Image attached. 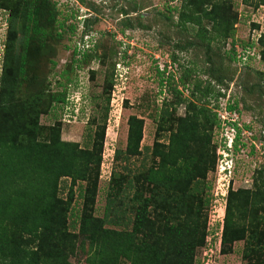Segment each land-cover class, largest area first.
<instances>
[{
    "label": "rangeland",
    "instance_id": "rangeland-1",
    "mask_svg": "<svg viewBox=\"0 0 264 264\" xmlns=\"http://www.w3.org/2000/svg\"><path fill=\"white\" fill-rule=\"evenodd\" d=\"M12 1L11 7L22 10L23 1ZM221 1L227 3L231 16L238 18L234 36L228 40L209 22L202 26L188 23L184 0L28 2L38 11L30 15L45 29V35H28L32 58L29 72L20 80L19 93L26 98L36 95L43 111H49L40 120L43 135L61 121L62 139L90 150L97 125L107 124L95 197H90L89 183L75 185L69 232L80 235L81 219L86 214L105 218L110 198L116 199L115 215L132 206L128 181L145 166L156 164L152 157L155 143L169 142L179 120L188 116L187 105L194 103L211 109L221 123L226 122L222 128V124L203 121L216 156L214 162L210 155L206 178L210 186L208 238L206 246L197 251L196 264H249L242 259L244 242L233 244L232 253H222V233L229 190H251L254 173L264 166V63L258 44L264 33V6L257 7L259 0ZM5 5L0 3V8L7 11L0 10V77L9 16L1 7ZM16 34L18 57L25 36L22 17ZM243 48L252 57L236 63ZM64 73L69 78H63ZM43 78L50 82L45 89L38 81ZM31 82H37L40 90ZM57 92L69 95L64 107L51 101L50 95ZM179 99L186 102L179 105ZM229 103H237L233 112L228 110ZM164 111L171 116L164 117ZM131 116L145 121L143 154L137 157L125 154ZM229 124L241 130L237 149L234 141L239 131L227 129ZM117 151L122 153L119 158ZM115 173L122 175L119 183L114 180ZM95 181L92 179L91 187ZM70 186L71 180L61 183L59 196L65 202ZM127 209L133 219L132 208ZM112 213L108 212L111 218L115 217ZM76 245L75 254L66 264H87L88 239L79 236Z\"/></svg>",
    "mask_w": 264,
    "mask_h": 264
},
{
    "label": "trees",
    "instance_id": "trees-1",
    "mask_svg": "<svg viewBox=\"0 0 264 264\" xmlns=\"http://www.w3.org/2000/svg\"><path fill=\"white\" fill-rule=\"evenodd\" d=\"M21 1L23 13L20 8L11 7L12 0H0L6 4L1 7L9 12L0 77V264H66L75 254L79 236L89 241L87 264H196L197 251L206 246L208 238L210 186L206 178L210 155L214 162L216 156L203 121L218 126L221 124L218 115L207 107L188 104V116L179 120L169 142L155 143L152 157L156 164L145 166L143 172L128 181L132 206L124 207L122 215H115L116 199L110 198L105 218L86 214L81 219L80 235L69 232L68 214L75 185L89 183L90 197H95L107 124L97 125L90 150L81 148L79 143L64 141L61 121L43 135L40 120L49 111H43L36 95L26 98L19 91L20 80L29 72L32 58L28 35L30 32L45 35V29L32 17L38 11L33 3L28 4L31 0ZM184 3L188 23L202 26L209 22L224 39L234 36L238 18L231 16L225 1L184 0ZM260 6H264V0L257 2V7ZM20 17L25 36L17 57ZM258 44L264 63V33ZM242 50L236 63L242 64L252 57L246 48ZM62 77L69 78V74ZM38 81L44 89L50 85L47 78ZM36 85L40 90L37 82H31V86ZM50 97L64 107L69 95L57 92ZM184 102L178 100L179 105ZM235 108L237 103H229V111ZM163 116L171 115L164 111ZM234 128L239 131L234 141L237 149L241 130L236 125ZM144 130V119L129 118L125 150L128 157L143 154ZM117 154L119 158L122 153ZM113 177L117 182L122 175L115 173ZM63 180H71L67 202L59 196ZM226 203L222 253H232L233 244L244 242L243 261L264 262V166L254 173L251 190L230 189ZM129 207L134 212L133 219L128 216ZM108 212L115 217L111 218ZM108 225L123 228L112 229Z\"/></svg>",
    "mask_w": 264,
    "mask_h": 264
},
{
    "label": "built area",
    "instance_id": "built-area-1",
    "mask_svg": "<svg viewBox=\"0 0 264 264\" xmlns=\"http://www.w3.org/2000/svg\"><path fill=\"white\" fill-rule=\"evenodd\" d=\"M222 124V128H223V125H226V122H224V124L223 123H221ZM227 129H230V130H234L235 128H234V126H230V124L227 126ZM234 134H236V131H235V133ZM231 143H232V141H231Z\"/></svg>",
    "mask_w": 264,
    "mask_h": 264
}]
</instances>
